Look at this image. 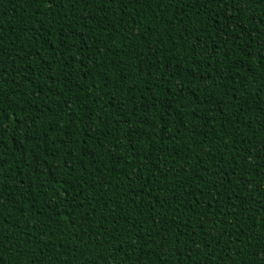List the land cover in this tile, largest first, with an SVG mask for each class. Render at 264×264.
I'll use <instances>...</instances> for the list:
<instances>
[{"label":"trees","instance_id":"trees-1","mask_svg":"<svg viewBox=\"0 0 264 264\" xmlns=\"http://www.w3.org/2000/svg\"><path fill=\"white\" fill-rule=\"evenodd\" d=\"M0 264H264V0H0Z\"/></svg>","mask_w":264,"mask_h":264}]
</instances>
